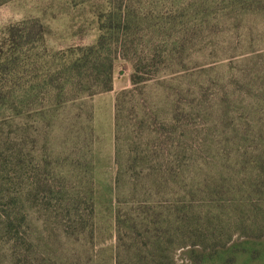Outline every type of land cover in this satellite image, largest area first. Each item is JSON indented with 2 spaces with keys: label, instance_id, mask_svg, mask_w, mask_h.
<instances>
[{
  "label": "rangeland",
  "instance_id": "374dc122",
  "mask_svg": "<svg viewBox=\"0 0 264 264\" xmlns=\"http://www.w3.org/2000/svg\"><path fill=\"white\" fill-rule=\"evenodd\" d=\"M0 51V264H264V0H0Z\"/></svg>",
  "mask_w": 264,
  "mask_h": 264
},
{
  "label": "trees",
  "instance_id": "16d2710c",
  "mask_svg": "<svg viewBox=\"0 0 264 264\" xmlns=\"http://www.w3.org/2000/svg\"><path fill=\"white\" fill-rule=\"evenodd\" d=\"M101 21V20H100ZM109 23V20L107 21ZM118 23V22H117ZM120 23V19H119ZM40 31H42V28H39ZM100 35L95 43L94 46H90L85 48L83 50L80 58H78L74 63L73 67L77 68L80 66V68L84 70H88L89 67H93L96 65L99 61V55H104L106 57H111V62L109 63L108 67L105 68V71L103 73V77L101 80V86H99L98 92L104 93L111 91V83L113 79V60L114 59H127L130 61L132 66V75L130 77L131 85L134 88L139 87L141 84L145 83L147 80L146 78V68L148 67L143 63L142 60L136 58L134 56L133 58L130 57L131 54L125 52L124 44L122 41L118 39V32L112 27L110 28V25L105 28L103 24L99 25ZM26 32L27 30H23ZM9 35H11L9 33ZM12 37V35L10 36ZM42 39V38H41ZM3 51H0V54L2 55ZM133 57V56H132ZM110 61V60H109ZM5 62L7 63V55H3L0 57V63L5 65ZM80 64V65H79ZM3 88L0 85V89ZM125 94V93H124ZM122 93V95H124ZM121 94L116 98L115 101V109H116V119L119 112L121 111L122 104H121Z\"/></svg>",
  "mask_w": 264,
  "mask_h": 264
}]
</instances>
